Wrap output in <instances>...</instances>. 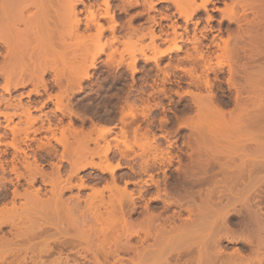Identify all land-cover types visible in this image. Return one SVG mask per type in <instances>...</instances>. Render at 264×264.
I'll return each mask as SVG.
<instances>
[{
    "label": "rangeland",
    "instance_id": "374dc122",
    "mask_svg": "<svg viewBox=\"0 0 264 264\" xmlns=\"http://www.w3.org/2000/svg\"><path fill=\"white\" fill-rule=\"evenodd\" d=\"M93 1H95V0H93ZM148 1L149 0L137 1V3L140 4V6H136L137 3L135 2V0H132L131 4H127L125 2V0H118L117 2L119 5L116 7V8H118V10H114L113 15H114V18L119 25L115 27L114 35L116 37H118L119 40L121 41L124 39L123 37H127L128 34H130L129 32H131V31L133 32L135 29L137 30L139 28L137 30V32H139V33H137V35L139 36L141 33L145 35L144 38H142V40L139 43L141 45H144V46L151 44L150 40H151V37L153 35L157 36L153 40V45H155L157 47V49L161 50V54L158 55L159 56L158 67H156V65H154L151 58H152V56L159 54V52L157 53V50L156 51L153 50V52H152L151 49H149L148 51L145 50V52H144L146 57L149 58L146 62L143 61V59H142V58H144L143 54H141L140 52H138V54H136V57L138 58L136 61L137 71L134 74L130 73V71L125 66L126 63L129 61V58H127L128 54H126V53H124V55H123L124 60L121 64L122 66L116 65V61L118 60L117 55L115 56L117 60L113 64H111L110 62L107 61V54L110 53L111 50H113V49L114 50L117 49V51L119 50L118 52H120L122 50L121 45L114 43L113 48L112 47L107 48V49H105V53H102L99 56H97V58L95 59V63H96L95 66L88 69L89 78L87 80H84V82L81 81V84H80L81 87L78 88L77 90L74 89V92H71L69 94L70 106H73V108L72 107L71 108L73 109V111L75 113H77V116H79V117L68 115V113L66 115H62L60 113V111L56 110V106H54L55 105L54 98H52L51 100L48 99L49 95L53 96L57 92L56 91L57 89L55 87H53V89H52L53 84H52V82H50V81H52V78H53L52 72L51 73L48 72V74L45 75V79L49 82L48 86L50 88L48 87L46 92L45 91L43 92V90L41 88H39L40 89L39 95L34 93V89H33L34 87L32 86L33 83H27V85L25 87H20V88H16V89L12 88V89H10L9 93H5L1 88L3 85V80L0 77V112L1 113H8V114L15 113V116L12 117L11 121H9V122H6L4 115H0V143H1V145H0V160L2 162H7V167L5 166V172L2 173V171L0 169V180H1V182H0V192L1 193L0 194H6L7 193L6 196H8V198L5 199L4 201L3 200L0 201L1 202L0 207L4 203L9 202V200L12 196L11 192L14 190L13 188L17 187V190H19V191H22V189H30V188H26V186L24 184V179L22 180V178H21V180H19V183H18L16 178H15V174L10 172L9 162L11 160H13V158H14L15 163L19 167L20 166L19 162L22 161L23 154L20 152L14 153L12 148H10L9 146L6 147L7 146L6 144L12 140V136L10 134V131L6 126L7 125H8V127H12L13 125H17L19 127L24 126L23 125L24 124V116L21 113L22 112L21 108L15 109L11 105L12 104H15V105L21 104V106L23 105L24 107H26L28 104H30L31 116L36 118V122L33 125L32 129H38V128L42 127V129L39 132H37L35 134L30 133L28 135L27 139H24L25 144L21 145V149L26 151V153L29 156L30 161L33 160L32 157L35 154L34 155L35 158L37 159V161L39 160L38 163H40L43 166L44 171L46 170L49 172L51 171V165L52 164L60 163L59 158H60V154L63 153V149L61 146H59L55 143L54 139H52L50 137L51 136L50 132L48 130H46L48 128V126H51V128H55L57 136H58V129L63 127L64 125H65V127H67L66 125H69L68 124L69 122L73 125V127L77 128L79 126V128H77V129H83L84 131H88V130H90V128H92L93 129L92 133L93 132L94 133L91 134L92 135L91 138H93V139L91 141V144L89 142L88 147L90 149L94 148L92 150H95L96 152H98V151L103 150L107 144L109 145L110 152L108 153V156H107L110 159L109 161L113 165H115L119 162V164L121 166L120 168H118L115 171L116 178L118 180L120 179L118 185L123 186V182L128 181L129 184L127 187V192L132 193L133 198L135 197L134 199L132 198L134 203H135V204H132V206L135 205L134 208L131 206V204L124 205L125 201H123V204L121 202V204L123 205L122 208L124 206L127 208V205L132 208V210H131L132 212H129L124 207L128 212L124 209L125 212L123 211L124 212L123 214H124V217L129 215L128 218L127 217L125 218V220L127 219L126 223H128V221L130 223L132 222L131 225H134V226H132V228L134 231L137 230V233H136V231L134 232L132 229L131 230L133 232L130 231L128 233V231H129L128 229H130L131 226L128 227L126 225L124 227L125 231L123 232L124 229L121 230L123 233H121L120 230L119 231L116 230L117 233L115 235H119V232L122 235H125L124 240H122L123 236L121 237L122 241H125V238L128 241V239L130 238L128 241L129 244H127V246H130L133 244L132 246H130V247H133V246L136 247V248L135 247L132 248L133 251H134V249L138 252L140 250H143V248H144L143 245L146 247L150 245L152 247V248L150 247V249L144 248L143 254L140 257H142L144 254H146L145 257H147L148 251L151 252V250L152 251L155 250L154 251L155 254H156L157 250L158 251L160 250L161 252L159 251V253H157V254H159L161 257V254H163V252L166 251V249H168V246H170L169 247L170 250H171V248L173 249V250H171L172 253L170 252V255L174 254L173 252L176 250L177 244L180 242L179 241L180 237L184 233H192V231H193V234L195 233L196 237H195V235L193 236V234H192V237H195L196 239H198V240H195L196 243L200 240L198 242L199 244L197 243L196 245H194V247H193V244H195L194 243L195 241H193V238H191L193 243L191 242V240L187 241L189 243L191 242V244H192L191 247L196 251L197 250L196 248L199 249L200 246H202L207 241V239H208V241L210 240L209 238H211V233L213 232L212 229H215L216 226L220 222H221L220 224L222 226L226 225L228 223L234 231L239 229L240 228L239 226H241V224H239V223H241V220L243 218L241 211L239 213V210H240L239 206L241 204L230 203V201L228 203V199L225 197L222 200L220 199L221 203H222L221 204L220 200H219L220 195L216 194L215 199L212 200V202H211V203L214 202L213 205L215 203H218V201H219V204H221L220 205L221 207L224 204L225 205L227 203L228 204L222 208L219 206L221 208V209L219 208V211L217 210L218 205L217 206L214 205V207H216V209H212V211H213V213H215L214 214L215 216L207 214L209 216V217L207 216L208 219H206L207 218L206 216L205 217L203 216L205 219H203V217H202L200 219H203V220L201 221L198 219L199 222H197L198 225L199 224L202 225L204 223L209 222L207 224H209L210 229H208L206 231L205 228H208V226H207V224H204L206 226H201L202 227L201 230L206 231V232L202 233V231L198 228L196 223H195L196 226L193 225L195 227H193L191 225L192 227L190 226L189 229H187V228L186 229L184 228V230H183V228L180 229L179 227L182 225V223L185 224V222H187L190 224H192V223L194 224V222H196L197 219H195L196 214L192 219H188V215L186 212L185 213L179 212V209L176 208L177 206L175 204L173 205V203H171L173 201L178 200V198L180 199V201H179L180 204H183L185 201V203H184L185 206H187V205L188 206L190 205L191 207L193 206L192 208H193V210H195V213H196L197 212L196 210H199L198 208L201 207L199 204L201 202L204 204L206 201V199H205V201L203 199V198H206V196H205V194H207L206 192H208L209 190L211 191L214 188L215 193H216L217 187H218V190L223 189L222 187H220V185H222V186H225L226 188L229 187L231 189V191H234V193H232L234 198H235V193H237L239 195L246 196L247 197V198L245 197L246 200L247 199L249 201L251 200V202L248 201L249 204L252 203L253 205L256 204L257 206H259L261 208V211H262L261 213H263V215H264V206H263L264 205V170H263V172L259 173V175H256V173H253L255 175V177H258L261 181H259V183L252 189L247 188V184L251 180V177L253 176V178H254V175H252V174H251L252 176L250 177V179H247L248 178L247 177L248 175H247L243 179V181L242 180L238 181V183L236 184V187H235V183L233 182V180L235 181V178H234L235 177V168H234L235 162L237 161V159H239V158H237V156L238 157L241 156L240 158H242L243 156L247 155V157L249 159L254 158L258 155L257 153H256V156L253 155V153L255 154L254 151H256L254 149L255 145H256V148H257L258 143H259L258 145L261 144L260 147L264 146L263 145L264 139H262V137L264 138V132H263L264 129H259L260 127L256 126L257 124L260 126V124H263V122H264V101L262 102V105L260 106L261 108L258 107L257 105L259 103L256 105V101H257L255 98L256 93H254V91H255L254 81L256 82V85H257V81L261 77L262 78L264 77V70H263L264 69V56L257 55L254 53V51L257 49V46H259L257 42L261 41L260 43H262L264 41L258 39L259 41L258 40L255 41L257 44L255 42L250 44L251 42L248 41L250 44V46H249V45H246V44H248L247 41L243 42L242 40L239 41V39L238 40L236 39V33H238L239 31L241 32V31H243V29L248 28L246 26H249L248 24L252 21V14L247 10L244 15H241V12L238 10L241 16L239 15L238 20L235 18L236 20L234 22L232 21L233 23L230 20H228V18L224 19V17H221V15H222L221 9L224 8V6H225L224 3L231 4V2L233 0H210L211 3L206 5V9H207L206 11H203V9L196 10L195 13H193L195 15L192 14L190 16V19H189V17L179 15L178 12L175 10L171 0H167V1L166 0H159V1L152 0L154 2V4H153L151 9L148 8V6L145 4V2H148ZM96 2H97L96 8L98 9L97 10V19H99L98 22L101 25H103L104 28H106V30L104 32V38L102 39L101 42L104 43V41H105V42L109 43L111 40V37H112V33L108 29V22H107L108 19L100 17V13L103 12L101 9H103L104 7L102 4H100L101 0H96ZM201 2H202L201 0H196L195 4L200 5ZM156 3H158V4H156ZM79 9H81V8H79ZM137 10L140 11L139 14H136V15L134 14L132 16L128 15L130 13H135V11H137ZM118 11L121 12V14H117ZM125 13H128V14H125ZM85 16H86V12H81V14L79 15V17L82 19L83 23L86 22ZM208 16L212 18V19L210 18V21H208ZM261 25H263V24H261ZM260 26H259V28H262V31H263L264 26L263 27L262 26L260 27ZM84 27H85L84 25H81L80 31L82 33H84L85 35L86 34L92 35L95 33V28L93 26H91L90 29H86ZM238 27H240V28H238ZM259 28H258V30L260 33L261 29H259ZM83 30H85V31H83ZM230 34H232V35L235 34V42L237 43V44L235 43V48L237 47L236 49L238 50V52H236L237 54L235 56V58H236L235 60H237L239 62V64H238L239 66H242V65L245 66V70H243V73H242V71L239 72L240 74L235 73V74H237V76L235 75L236 77H234V79H232V80L229 79L228 68L225 66L223 68H217V69L215 68L211 72L208 71L206 68H204V61L206 60V58H211L212 64L211 63L210 64L213 65V67H215L214 65L216 63V56L220 53V51L218 49L219 47L217 46V44L221 46L222 45L221 40L227 39V37ZM172 39H175V41H177V43H175V46L176 47L178 46L181 48L179 52L175 49L170 50L171 52L169 51V48L171 49L172 45L174 44V43H172L173 42ZM194 39H195V41H193ZM243 40H248V39H246V37H245ZM71 41H73V40H70V41L67 40V43L71 44L72 43ZM101 42H99V43H101ZM254 44H256V45H254ZM260 45L263 46L264 43L260 44ZM247 46H249V48ZM172 48H174V46ZM194 48L197 51L198 50L199 51L196 52V50H194ZM239 48H241V49H239ZM57 49L61 50V47H58ZM163 50H165V51L163 52ZM93 51L94 50H92L90 53H95V51L94 52ZM197 53H202V55H203L202 58H200L199 56H196ZM190 54L192 56L187 58L188 56H190ZM194 54L196 57L194 56ZM86 62H87L86 65L89 64L88 60ZM188 71H190V72H188ZM229 80L232 82L233 81L238 82L237 85L240 88L241 87L243 88V86H245V88H246L245 91H243L244 90L243 89L240 93L235 92L236 89H235V87L232 86V84H230L232 82H230ZM207 81L209 82L210 89L212 88V90H210L209 88L206 89L205 85H206ZM79 90H81V91H79ZM246 90H248L249 92H247ZM208 93H209L210 98L213 97L212 101L207 100L208 99V96H207ZM205 98H206V101H205ZM210 98H209V100H210ZM207 103H208V105L212 104L211 105L212 107L205 105ZM129 105H131L132 107H134V109H136L138 111L140 110L139 112L137 111L139 114L142 113V111H144L146 109L144 111L145 114H140L139 116L137 114L138 117L136 118V120L131 119L130 115L127 112ZM213 105H214V107H213ZM148 106H150V107H148ZM18 107H20V106H18ZM140 116H142V117L144 116V117L142 118ZM75 118H77V119H75ZM79 118H80V120L82 119V121L84 123L80 122L78 120ZM243 121L245 123H243ZM256 122H258V123L256 124ZM90 123H92L93 125L92 124L90 125ZM248 123H250V124L247 125ZM251 123H253L254 126ZM80 124H82V125H80ZM243 124H245V126L243 128H245V127L246 128L240 129L242 131L238 130V126L242 127ZM124 125L128 126V127L125 128ZM250 125H251V127L252 126L253 127L247 128V126H250ZM122 127H124L125 129L128 128V130L130 128L129 131H131V132H133L134 131L133 129L136 128L135 130H137L136 131L137 136L145 135L147 131H148L147 133H149V134L152 133L151 135H149V134L145 135L148 140H146L145 138H141L140 140H138L139 142L137 141V143L139 145H142L143 143L145 144V141L148 142L150 140L149 142L156 145L157 148L159 147L158 148L159 151L163 150L162 152L160 151L163 155L166 154L165 156L171 158L170 164L166 160L162 161L160 158V154L159 155L157 154L158 157H156L155 158L156 160H154L153 152L152 151H150V152L143 151L142 146H141L142 147L141 150L138 148L136 149V147H135V149L137 151H133V152H131V154H130V152L129 153L126 152L127 150H125V147L127 149V146L125 145L126 142H124L125 138L122 137L123 134L120 133L121 130L123 129ZM86 128L87 129L89 128V129L87 130ZM102 128L106 133H103V134L101 133L103 131ZM236 128H237V131L235 130ZM255 128H257V129H255ZM98 129H100V130H98ZM106 130H108V131H106ZM254 132H255V134H254ZM256 132H257V134H256ZM119 133H120V135H119ZM142 133H144V134H142ZM116 134H118V135L116 136ZM254 135H255V137H254ZM96 136H97V138H100L99 139L100 141L97 138L95 139ZM115 137H117V138H115ZM47 138H49L51 141L50 142L51 146L48 147V148H51V153L44 152L43 150L38 151V149L36 147L37 144L39 142L45 143ZM250 138H253V140L251 139L252 142L250 141ZM118 139L123 140V141H119ZM246 140H248L247 144H246ZM140 141H142V143ZM242 141L243 142L245 141V143H243ZM257 141H259V142H257ZM94 142L96 144H94ZM197 142L199 143L200 146H201L202 142H205L202 145L203 146L202 149H201V147H199L200 149L197 148L198 150L196 149V147L199 146ZM240 142H242V143H240ZM253 142H255V143L252 144ZM144 144H143V146H144ZM204 144H205V146H204ZM236 145H240L239 147H241V145H243L242 147L245 146L244 147L245 150L248 148L246 146H249V149L251 150V152L253 150V152L248 153L249 151L247 152V150L242 152L244 149L242 147H241V149H237V148H235ZM95 147H99V150H97V148H95ZM101 147H103V148H101ZM203 148L204 149L207 148L206 152L205 151L203 152ZM135 149H133V150H135ZM261 149L262 148H260V150ZM54 150L56 152H54ZM123 150L126 152V154ZM52 151H53V154H52ZM164 151H166V153ZM200 151L203 153H201ZM143 152H144V154H142ZM30 153H32V154H30ZM260 153H261V151H260ZM138 154H139V156H138ZM261 154H264V152ZM123 155H125V156H123ZM263 157H261V159L264 160ZM97 158L98 157L93 158V162L96 164H100V165L104 166V163H106V162H101ZM208 158H209V160H212V159L213 160L217 159V160H215V162L212 160L214 162L213 163V162L209 161ZM143 159L148 161L147 163H148L149 169L147 168L146 172L143 170L141 171V167H140V163ZM206 159L210 163L214 164V166L211 169H209V168L207 169L208 172H210V173H208L207 170L206 171H204L203 169L200 170L201 169L200 166H203L205 164V162L207 161ZM101 160L103 161V158ZM201 160H204V161H201ZM227 161H228V163H227ZM197 162H198V164H197ZM61 163L64 166V167L62 166V171H63V170H65L64 168L66 166V163L63 161ZM221 163L223 164V166L224 165L226 166V164H229V165L231 164L230 167L232 169H225V170H227L228 174L226 172L222 173V171H225V170L221 171V169H220V166L222 165ZM236 163H238V161ZM219 164H221V165L219 166ZM194 165H197V166L194 167ZM198 166H199V168H197ZM224 168H222V169H224ZM19 171L23 172V169L19 167ZM205 172H207V173H205ZM202 173H204V174H202ZM231 174H232V176H231ZM85 175L90 180H92L91 182L89 181L87 183V185H89V187H91L93 185L94 181H96L98 179L99 180L102 179V180H101V184H98L97 186L94 185L95 187H97V189L98 188L100 189V187H102V185H104L105 181L106 182L109 181V175L107 173H101L97 169H91V168L86 169L85 168V169L81 170L79 173V176H85ZM150 176H152V179L150 178ZM195 177H197L196 180H195ZM231 177H232V179L230 180ZM227 178L230 180V182ZM94 179H96V180H94ZM227 180L229 183L227 182ZM8 181H10V182H8ZM120 181H121V183H120ZM154 182L159 183V188H158L159 194L158 195H160V196H158V197L156 196L158 192H157V188H156ZM193 182H194V184H193ZM231 183L232 184L234 183L233 184L234 186L231 185ZM217 184H219V186H217ZM19 186H20V188H19ZM38 186H40L39 182L36 184V187H38ZM237 186H238V188H237ZM239 186H241V187H239ZM2 187H5V189ZM41 187H42L41 193L44 192L46 194L48 192L49 188L47 186H45V187L41 186ZM244 187L247 189H245ZM94 189H96V188H94ZM163 189H165L164 191L166 193L168 192L170 197L165 196ZM235 189L237 190V192ZM238 189L239 190L241 189L240 190L241 192ZM243 189H245V190H243ZM90 192H91L90 188L80 189V192H79V190L77 191V188L76 189L72 188L71 191H64L61 199L63 201L64 200L67 201L65 198L69 199L70 193H71L72 200H70L71 198L69 200L72 201V203H73L74 202L73 200H75L76 197H78V199L80 198V200H79L80 205L78 204L80 206L79 209H81V210L83 209V211H84L85 208H83V206L85 205V207H86V204H89V201H91V199H92L90 196L92 194H90ZM244 192H246V193H244ZM184 193H185V195H184ZM228 194L229 193H225L224 195H228ZM102 196H103L102 198H104L103 200L106 202V203L104 202L105 206L108 209L107 205H109L113 200L111 199L112 200L111 201L110 199H108L109 193H107V191H106V193L104 192ZM172 196L173 197L175 196L174 198H177V199H174ZM190 196H193V197H190ZM197 196L201 197L203 199V201H202V199L198 198ZM73 197H75V198H73ZM93 197H94V195H93ZM106 197H108L107 201L110 200L111 202L107 203ZM155 197H157L158 199H156ZM164 197H167L168 201H170V200H172V201H170L168 203V201L166 200V202H165V200H163ZM86 198L87 199L89 198L88 199L89 201L86 200ZM216 198H218V199H216ZM245 198H243V200H245ZM83 199L85 201H83ZM93 200H96V201H93ZM93 200H92V202H94L96 204L99 202L98 200H100V199L99 198H96V199L93 198ZM196 200L198 203L196 202ZM226 200H227V203H225ZM261 200H263V201H261ZM191 201H192V203H191ZM16 202H19V203H16V205L18 204L17 206H20V204L24 203V200L18 199V200H16ZM114 202L116 203L117 201L114 199ZM129 202L130 201H128V203ZM193 202H195V203H193ZM257 202H258V204H257ZM72 203H71V205H72ZM126 203H127V201H126ZM166 203H168V205ZM116 206L118 207V204H116ZM146 207L148 210L146 209ZM253 207H255V206H253ZM131 208H128V209H131ZM234 208L236 210L239 209L238 212L236 210H234ZM100 209H101L100 210L101 212L104 211L103 208H100ZM232 210H234L235 213H233ZM85 211H86V209H85ZM150 212H152V213H150ZM213 213H211V214H213ZM76 214L73 216L74 220H75L73 225L76 224L79 220L80 223L78 222L77 225L80 224L79 227L83 228L82 230H84V231L87 230L86 232H88V233H89V231H90V233H92V232L94 233L95 230L97 231V230H99L98 229L99 227L100 228L102 227V225L99 226L100 223H97V224H95V226H93L94 225L93 219L89 215L85 214V216H84V215L80 214L78 216V214H79L78 212ZM102 214L105 215L106 211H104V213H102ZM151 214H153V216L156 215L157 217H160V218H158V220L159 219L160 220L158 221L157 217H155V216H154L155 222H153V219L148 220L147 218H149L150 216L152 218ZM236 214H238V217ZM104 215H103V217H104ZM148 215H150V216L148 217ZM174 215H176V218ZM141 216L144 219L146 218L148 220V223H150L149 221L151 220V223H154L153 226L158 225V228L155 226L158 230L155 227H153V228H155L156 231L153 228H152L153 229L152 230L151 227H148V225H150L151 223L148 224L147 222H145L146 219H145V221H143ZM226 216L228 219L225 218ZM172 217L174 218V220ZM76 218H77V221H76ZM183 218H185L186 220L183 221L184 220ZM210 218H212V220H210ZM224 218H225V220H224ZM80 219L83 221H81ZM165 219H167V220H165ZM193 219H195V220H193ZM164 220L166 221V224L163 222ZM175 220H177V221H175ZM190 220H192L194 222H190ZM142 221H143V225L139 224ZM168 221H170L171 226L168 225L169 224ZM203 221H207V222H203ZM66 222L67 221H64L65 224L64 223L62 224L63 227L67 226L66 224H68V223H66ZM83 222H85V223H83ZM144 222H145V224H144ZM156 222L160 223V224L164 223L163 225H164V227L165 226L166 227L162 228V226H163L162 225L161 228L163 230H165V233H166L165 236L166 237L163 236L164 233L162 234V232H160V229H159L160 224H156ZM171 222H173V223H171ZM217 222H219V223H217ZM223 222H224V224H223ZM71 223H72V221H71ZM133 223H137L139 225L133 224ZM81 224L82 225L84 224V227H82ZM91 224L93 226L92 230H91V228H92ZM236 224H237V226H235ZM64 225H66V226H64ZM89 225L91 227H89ZM140 225H141V227H140ZM210 225H213V228ZM71 226H72L71 224H68V227H71ZM96 226H97V229L95 228ZM136 226H137V228H136ZM143 226H145V227H143ZM150 226H152V224ZM173 227L179 228L181 231L179 229H177L179 231H176V228H174L175 229L174 230ZM145 228H147V229L145 230ZM148 228H149V231H147ZM69 229L71 230V228H69ZM139 229H141V230H139ZM142 230L147 231V234H144L145 231H144V233L143 232L141 233ZM172 230L174 231V235H173ZM194 230H195V232H194ZM114 231L115 230H113V232ZM151 231L152 232L154 231L153 232L154 235L158 234L157 231H159L160 235L158 234L159 237H157V238H159L160 240L162 238L163 239L166 238V240L164 239L165 240L164 242H163V240H161L162 242H160L159 239H158V241L157 240L154 241V239H150L153 237L155 238V236H156V235L153 236L151 234ZM171 231H172V233H171ZM52 232L53 231L51 230V233ZM70 232L72 234V233H74V230L70 231ZM131 232L134 233L135 235L131 234ZM148 232H150V234H148ZM88 233H86V234H88ZM90 233H89V235H93ZM169 233H171V234H169ZM121 234L119 236H121ZM130 234L132 235L131 237H129ZM133 235H134V237H133ZM136 235H138V236H136ZM147 235H149V236L151 235L153 237L149 238V237H147ZM167 235H168V237H167ZM113 236H114V233L112 234V237ZM161 236H163V237L161 238ZM177 236H179V237H177ZM141 237H142V239H141ZM145 237L148 238V242L146 241L147 239ZM199 237H200V239H199ZM144 238H145V242H143ZM175 238L178 239V241H176ZM139 239H140V241L142 240L141 242H143L141 247H140ZM149 239H150V241H149ZM203 240H205V241H203ZM127 241H126V243H127ZM201 241H202V244L200 243ZM152 242L153 243L159 242L158 244L161 247H159L158 244L157 245L152 244ZM218 242H219V244L217 245ZM218 242L216 243V245L219 247L215 246L217 248H214V249H216L217 251H218V249L219 250L221 249L220 252H221L222 256L225 257L224 259H222L223 261H221L222 264L223 263L226 264V261H224V260H226L227 258H226V256H224V254L228 255L227 253L232 254V252H234L232 255H228V256H234L236 249L240 250V253L243 255V257H240L241 255H239V256L235 255L236 257L234 256L233 258L239 257L236 259V260H238L237 261L238 263L237 262H235V263L236 264H242V262H243V264H248L251 257H252L251 255L253 254L252 251L256 250L254 247L253 250L251 251L252 248L251 247L249 248L245 244L244 240H240V238H237L236 243H235V236H234V238H232L231 242L230 241L227 242L225 239H222V238H221V240L218 239ZM242 242H244V243H242ZM160 243L163 246L160 245ZM163 243H165V245ZM181 243L182 242H180V244ZM185 243H186V241H185ZM136 245H138V246H136ZM153 245L156 246V248H154ZM172 245H173V247H172ZM244 245H246V246H244ZM182 246H184V245H182ZM195 246H196V248H195ZM137 247H140V248H137ZM180 247L178 246V248H180ZM185 247L186 246L182 247V249H184ZM178 248H177V251H175V253L180 252L182 255V256H180V259L184 262L188 261L187 259H185L186 256L183 255L185 252V249L183 250L184 251L183 252L182 250L178 251ZM66 250L67 249H64L65 252H66ZM132 250H130L126 254L122 253L120 255L122 257V261H123L122 263L123 264L124 263L125 264H129V263L131 264V262H132V264H142V262L139 263L136 260L137 255H134L132 253ZM222 250H223L224 254L222 253ZM64 251H62V253ZM138 252H135V254ZM250 252H252V253L250 254ZM256 252H255L256 256L253 255V256H255L256 259L254 257H252L249 264H251V263L252 264L253 263L261 264L264 261V258H262V257H264V255L262 256V254H264L263 253L264 249L262 248V250L259 251L260 253H258V251H256ZM261 252H262V254H261ZM140 253L141 252H139V255H140ZM180 253L178 255L176 254V256L175 255H173V256H175V258H176L177 256L180 255ZM72 254L69 253L68 255L71 257V256H73ZM245 254L246 255L249 254L250 256H245ZM257 254H258V257L261 258L262 260L257 257ZM64 255H65V253H63V256ZM170 255H169V257H172V255L171 256ZM151 256H156V255L152 254ZM133 257H134V259H133ZM160 257L156 258V259L151 258L152 262H148V264H162L161 261H159ZM244 257L246 259L248 258V261L243 260ZM172 258L175 259L174 257H172ZM187 258H189V256H187ZM253 258L256 260L255 262L253 261L254 260ZM239 259H242L243 261L241 260V262H240ZM172 260H170V261L172 262ZM258 260H261L262 262L261 261L259 262ZM111 262L112 261H110V263ZM244 262H246V263H244ZM194 263H192V264H194ZM217 263L221 264L220 261ZM262 264H264V263H262Z\"/></svg>",
    "mask_w": 264,
    "mask_h": 264
},
{
    "label": "bare ground",
    "instance_id": "6f19581e",
    "mask_svg": "<svg viewBox=\"0 0 264 264\" xmlns=\"http://www.w3.org/2000/svg\"><path fill=\"white\" fill-rule=\"evenodd\" d=\"M101 1H102L101 4L104 6V10H103V12L100 13V16L102 18L108 19L107 20L108 29L112 33V37H111V40L109 43H107L105 41H104V43L101 42L102 39L104 38V32L106 29L103 27V25H101L98 22L99 19H97V11H96L97 2H96V0L95 1H93V0H0V50H1L0 51V59H1L0 60V77L3 80V85L1 87L2 90L5 93H9L10 89H12V88L16 89V88H20V87H25L27 85V83H33L32 86L34 87L33 88L34 93L38 95L39 90H40L39 88H41L43 90V92L47 91V88L49 87L48 86L49 82L45 79V75L48 74V72H50V73L52 72L53 78H52V81H50V82H52V84H53L52 89H53V87H55L57 89L56 90L57 92L53 96L49 95L48 99L51 100L52 98H54V102H55L54 106H56V110L60 111V113L62 115H66L68 113V115L77 116V113H75L72 109L73 106H70L69 94L71 92H74V89L77 90L78 88L81 87V85H80L81 81L84 82V80H87L89 78L88 69L95 66V64H96L95 59L97 58V56H99L102 53H105V49L111 48V47L113 48L114 43L121 45L122 50L120 52H118L119 50L117 51V49H115V50L113 49V50H111L110 53L107 54V61L110 62L111 64H113L117 60L115 57L117 55L118 60L116 61V65L117 66L121 65L123 60H124L123 55H124V53H126L129 56V57L127 56V58H129V61L126 63L125 66L130 71V73L134 74L137 71L136 61L138 58L136 57V54H138V52L143 54L144 58H142V59H143V61L146 62L149 58L146 57L144 52H145V50L148 51L149 49H151L152 52H153V50L154 51L157 50V53L159 52V54L154 55L151 58L154 65H156V67H158V58H159L158 55L161 54V50L157 49V47L155 45H153V40L157 36L153 35L151 37V40H150L151 44L144 46V45H141L139 42L142 40V38H144L145 35L141 33L140 34L141 36L140 35L138 36L137 33H139V32H137V30L135 29L133 32L132 31L129 32L130 34H128L127 37H123L124 39L120 41L119 38L114 35V31H115V27L117 26V22H116L114 16L110 15V8L108 5V0H101ZM195 1L196 0H171V2L173 4L175 10L178 12V14L181 16L189 17V19H190V16L193 13H195L196 10L203 9V11H206L207 10L206 5L211 3L210 0H201L202 1L201 4L196 5ZM147 4H148L147 6L151 9V7L153 5L152 1L150 0ZM224 5H225L224 8L221 9V14H222L221 17H224V19L228 18V20H230L231 22L232 21L234 22L236 19L238 20V17L240 15L239 11L241 12V15H244L247 10L252 14V21L248 24L249 26H246L248 28L243 29V31H241V32L239 31L238 33H236V39L237 40L239 39V41L242 40L243 42L247 41L248 44H246V45H249V46H250V44L257 41L258 39L264 41V30L262 31V28H259V26L261 24H263V25H261L262 27L264 26V0H233L231 2V4L224 3ZM79 8H81V9H79ZM81 12H86V16H85L86 22H84V23L82 22V19L79 17ZM193 15H195V14H193ZM210 18L211 17L208 16V21H210ZM81 25H84L85 26L84 28H86V29H90V27L93 26L95 28V33L92 35L91 34L85 35L84 33H82L80 31ZM238 28H240V27H238ZM258 28L261 29L260 33H259ZM83 31H85V30H83ZM245 37L248 40H243ZM67 40H69V41L73 40V41H71L72 43L70 44V43H67ZM172 41H173L172 43H174L172 45V47L174 46V48H172V47H171V49L169 48V51L172 49H175L179 52L181 48L178 46L177 47L175 46V43H177V41H175V39H172ZM193 41H195V39ZM248 41L251 43L249 44ZM99 42H101V43H99ZM221 42H222L221 46L217 44V46L219 47L218 49H219L220 53L216 56V63L214 65L215 67H213V65H211L212 64L211 58H206V60L204 61V68H206L208 71L211 72L215 68L216 69L217 68H223L225 66L228 68L229 79L232 80V79H234V77L237 76V74H235V73L240 74L239 73L240 71H242V73H243V70H245V66L244 65L239 66L238 65L239 62L237 60H235L236 59L235 56L237 54L236 52H238V50L236 49L237 47L235 48V43H236L235 42V34L234 35L230 34L227 37V39H223V40H221ZM260 42L261 41L257 42L259 46H257V49L254 51V53L257 55L264 56V45L263 46L260 45V44H263L264 42H262V43H260ZM256 44H254V45H256ZM249 46H247V47L249 48ZM58 47H61V50L57 49ZM239 49H241V48H239ZM92 50H94L95 53H90ZM194 50H196V49L194 48ZM164 51L165 50H163V52ZM198 51L196 50V52H198ZM191 56L192 55L190 54V56H188L187 58H189ZM194 56H195V54H194ZM196 56H199L200 58H202L203 55H202V53H197ZM87 60H88L89 64L86 65ZM188 72H190V71H188ZM230 82H232V81H230ZM237 83L238 82H236V81H233L232 83H230V84H232L233 87H235V89H236L235 92L240 93L243 89H244L243 91H245V89H246L245 86H243V88L242 87L240 88V87H238ZM254 83H255L254 93H256L255 98L257 100L256 105L259 103L257 106L260 107L262 105V102L264 101V77L263 78L261 77L257 81V85H256L255 81H254ZM205 87H206V89L207 88L210 89V84L208 81L206 82ZM210 90H212V88ZM79 91H81V90H79ZM246 91L249 92L248 90H246ZM209 93L207 94V96H208L207 100L212 101L213 97L210 98ZM206 98H205V101H206ZM209 98H210V100H209ZM208 103L205 105H207V106L212 105V104L208 105ZM11 106L15 109L21 108V110H22L21 113L24 116V124H23L24 126L23 127H19L17 125H13L12 127H8V125L6 126L9 129L10 134L12 136V140L6 144L7 145L6 147L9 146L10 148H12L14 153L20 152L23 154L22 161L19 162V165H20L19 167L23 169V172L19 171V167L15 163L14 158H13V160H11L9 162L10 172L15 174V178H16L18 183H19V180H21V178H22V180L24 179V184H25L26 188H30V189H22V191H19V190H17V187L13 188L14 190L11 192L12 196H11L9 202L4 203L0 207V264H85V263L86 264H123L122 263L123 262L122 257L120 255L122 253L123 254L128 253L130 250H132V248L135 247V246L130 247L133 244L130 246H127V244H129L128 241L130 238L128 239V241L126 238H125V241H122V240H124V236H125V235L121 234L125 231L124 227L126 225L128 227L131 226L130 229H128L129 230L128 233H129L130 231L133 230L132 226H134V225H131L132 222L130 223L128 221V223H126L127 219L125 220V218L126 217L128 218L129 215L124 217L123 213L125 212L126 209L129 212H132L131 211L132 208L128 205L131 204V206H132V204H135L133 201V199L135 197L133 198L132 193L127 192V187L129 184L128 181L123 182V186L118 185L120 179L118 180L116 178L115 171L118 168H120L121 166H120L119 162L117 164L113 165L109 161L110 159L107 157L108 153L110 152L109 145L107 144L103 150L100 149L101 151H98V152H96L95 150H92L94 148L90 149L88 147V144H89V142L91 144V141L93 139V138H91V136H92L91 134L94 133V132L92 133V131H93L92 128H90V130H88L89 128L88 129L86 128L88 131H84L83 129H77V128H79V126L77 128L73 127V125L69 122L68 123L69 125H66L67 127H65V125H64L63 127L59 128L58 136H57L55 128H51V126H48V128L46 130H48L50 132V134H51L50 137L52 139H54L55 143L62 147L63 153L60 154V158H59L60 163H55L52 165L50 164L51 165V171L49 172V171L45 170L46 171L45 172L43 169V166L40 163H38L39 160L37 161V159L35 158V156H34L35 154L32 157L33 160L30 161L29 156L26 153V151L21 149V145L25 144L24 139H27V137L30 133L35 134V133L39 132L40 129H42V128L31 130L33 125L36 122V118L31 116L30 105L24 107L23 105L21 106V104H19V105L12 104ZM18 106H20V107H18ZM148 107H150V106H148ZM213 107H214V105H213ZM137 111L138 110L134 109V107H132L131 105L128 106L127 112L130 115L131 119L136 120V118L140 114H145L144 111H142V113H140V114L138 113L140 110L138 112ZM137 114H138V116H137ZM0 115H4L6 122H9V121H11L12 117L15 116V113L8 114V113H1L0 112ZM77 117H79V116H77ZM140 117H142V116H140ZM80 118L78 120L80 122H83L82 119L80 120ZM75 119H77V118H75ZM243 123H245V122L243 121ZM257 123L258 122H256V124ZM91 124L92 123H90V125ZM249 124L250 123H248L247 125H249ZM251 124H253V123H251ZM80 125H82V124H80ZM244 126H245V124H243L242 127L238 126V130L245 129L246 127L243 128ZM253 126H254V124H253ZM256 126L260 127L259 129H264V122H263V124H260V126L258 124ZM126 127H128V126H125V128ZM248 127H251V125L247 126V128ZM122 128H121L122 130L120 133H122L123 136L122 135L121 136L125 138L124 142H126V144L125 143L124 144L127 146V149L125 146L124 147H125V150H127L126 152H128V153L130 152V154H131V152L137 151L136 150L137 148L141 150V148L143 147V149H142L143 151H145V152L146 151H148V152L152 151L153 152L154 160H156L155 158L158 157L157 154L158 155L160 154L161 160L162 161L166 160L170 164L171 158L165 156L166 154L163 155L161 153L163 150L162 151L160 150L161 151L160 152L158 149L159 147L157 148L156 145L149 142L150 140L148 142L145 141V144L143 143L144 146H143V144L139 145L137 143V141L140 140L141 138H145L146 140H148L147 137L145 136V135L149 134V133H147L148 131L147 132L145 131L146 132L145 135L137 136V132H136L137 130H135L136 128L133 129L134 130L133 132L129 131L130 128H129V130H128V128L127 129H125L124 127H122ZM255 129H257V128H255ZM98 130H100V129H98ZM102 130H103V128H102ZM235 130L237 131V128ZM106 131H108V130H106ZM240 131H242V130H240ZM101 133L103 134L106 132L103 130ZM120 133H119V135H120ZM142 134H144V133H142ZM151 134H149V135H151ZM254 134H255V132H254ZM256 134H257V132H256ZM117 135L118 134H116V136ZM254 137H255V135H254ZM49 138H47L45 143L39 142L37 144L36 147H37L38 151L43 150L44 152L51 153V148H48L49 146H51L50 145L51 141ZM96 138H97V136L95 137V139ZM115 138H117V137H115ZM253 138H250V141H251V139L253 140ZM97 139L99 140L100 138H97ZM262 139H264V138L262 137ZM119 141H123V140H119ZM247 141L248 140H246V144H247ZM140 142L142 143V141H140ZM242 142H240V143H242ZM255 142H253L252 144H254ZM257 142H259V141H257ZM203 143H205V142H202L201 146L198 143L199 146L196 147V149L199 147H201V149H202ZM243 143H245V141ZM94 144H96V143L94 142ZM258 144H257V148H256V145L254 147V149L256 151H254L255 154L253 153V155L256 156V153H257L259 156L257 155L256 157L251 158V159H249L247 157V155L243 156L242 158H240L241 156L240 157L237 156V158H239V159L236 158L238 163H236L237 161L235 162V167H234L235 168V177H234L235 181L233 180V182L235 183V187H236V184L238 183V181H240V180L243 181V179L247 175H248L247 179H250V177L252 175H254L253 173H256V175H259V173L263 172L264 160L261 159V157H263L264 154H261V153L264 152V150H263L264 146L260 147L261 144L260 145H258ZM0 145H1V143H0ZM243 145H241V147ZM204 146H205V144H204ZM239 146L240 145H236L235 148L241 149V147H239ZM135 147H136V149H135ZM244 147H242V148L244 149ZM246 147H248L246 149L247 152L249 151L248 153L253 152V150L251 152V150L249 149V146H246ZM95 148H97V150H99V147H95ZM101 148H103V147H101ZM260 148H262V149L260 150ZM133 149H135V150H133ZM206 150H207V148L206 149L203 148V152L204 151L206 152ZM246 150L244 149L242 152H244ZM260 151H261V153H260ZM54 152H56V151L54 150ZM126 152H125V154H126ZM164 152L166 153V151H164ZM203 152H201V153H203ZM30 154H32V153H30ZM52 154H53V151H52ZM139 154H138V156H139ZM142 154H144V152ZM123 156H125V155H123ZM96 157H98L97 159L99 161L106 162V163H104V166H102L100 164H96L93 162V158H96ZM102 158H103V161L101 160ZM208 160H209V158H208ZM212 160H209V161L215 162V160H217V159H214L213 161ZM62 161L66 163V166L64 168L65 170H63V171H62L63 165L61 163ZM201 161H204V160H201ZM207 161L205 162V164L203 163L204 165L202 164L203 166H200L201 167L200 170L203 169L204 171H206L208 168L211 169L214 166V164L210 163L209 161L207 162ZM147 162L148 161H146L144 159L141 161V163H140L141 171L143 170L146 172V170L148 168ZM198 162H197V164H198ZM0 163H1L0 169H1L2 173H4L5 172V166L7 167V162L1 161ZM227 163H228V161H227ZM221 164H219V166ZM196 166L197 165H194V167H196ZM222 166H223V164L220 166L221 171L225 170V169H232L230 167L231 164L230 165L226 164V166L224 165L223 167ZM85 168L86 169L87 168L97 169L101 173H107L109 175V181H107V182L105 181L104 185H102V187H100V189L99 188L97 189V187H95L94 185L97 186L98 184H101L102 179L101 180L94 179L96 181L93 180L94 181L93 185L91 187H89V185H87V183L89 181L91 182L92 180H90L86 175L85 176H79L80 171L85 169ZM197 168H199V166ZM222 168H224V169H222ZM207 172H208V170H207ZM207 172H205V173H207ZM225 172L227 173V170L222 171V173H225ZM208 173H210V172H208ZM202 174H204V173H202ZM231 176H232V174H231ZM150 178L152 179V176H150ZM196 178L197 177H195V180H196ZM252 178H253V176L251 177V180L248 182V184L246 183L247 188L252 189L259 183V181H261L258 177H255V175H254V178L253 179ZM231 179H232V177L230 178V180ZM228 180H227V182H228ZM230 180H229V182H230ZM0 182H1V180H0ZM8 182H10V181H8ZM38 182H39L40 186L36 187V184ZM120 183H121V181H120ZM154 184L157 188L158 193L156 196L158 197V196H160V195H158L159 194V191H158L159 183L154 182ZM193 184H194V182H193ZM233 184L231 183V185H233ZM41 186H44V187L47 186L49 188L48 192L46 191L48 194L47 193L45 194L44 192H43L44 194L41 193V188H42ZM217 186H219V184H217ZM220 187H222L223 189L218 190V187H217L216 193H215L214 188L211 191L209 190L208 192H206L207 193V194H205L206 198H203L204 201H205V199H206V201L204 204L202 202H201L202 204L201 203L199 204L201 207L198 208L199 210H196L197 211L196 213H195V210H193V208H192L193 206L192 207L190 205L185 206V204H184L185 201L183 204H180L179 198H178V200L171 202V203H173V205L175 204L177 206L176 208L179 209V212H184V213L186 212L188 215V219H192L196 214V216H195L196 217L195 219H197L196 222L190 220V222H194V224L193 223L190 224V223L185 222V224L182 223V225H181L182 227L180 226L179 228L180 229L183 228V230H184V228L189 229V227L191 225L193 226L196 223L198 228L201 230V228H202L201 226H206L204 224H207L209 222L203 221V222H207V223H204L202 225L201 224L198 225L197 222H199V220L202 221L203 219H205L204 217L205 216L207 217L209 214L214 215L215 213H213V211H212V209H216V207H214V205L215 206L218 205L217 210L219 211V208L221 207L220 205L222 204L221 200L224 199V197H225L228 199V203L230 201V203L241 204L239 206L240 210L239 209L238 210H239V213L241 211L243 218L241 220V223H239V224H241V226H239L240 227L239 229L234 231L227 222L226 223L228 225L226 224V225L222 226L220 224L221 223L220 222L221 220H220L219 221L220 223L217 222L219 224L217 226L215 225L216 228L214 227L215 229H212L213 232L211 233V238H209L210 240L208 241V239H207V241L202 246H200L199 249L196 248V246H195V248L197 249L196 251L191 247L192 246L191 242L193 243V241L198 240L195 238L196 237L195 233L193 234V231H192V233H184L180 237V240H179L183 244L182 243L180 244V242H179L178 243L179 245L177 244V248H178V246L179 247L181 246L180 248H178V251L179 250L183 251L185 249V252L183 251L184 252L183 255H185L186 256L185 259L188 260V261L185 260L186 262H184L180 259V256H182L180 252L175 253V251H177V248H176V250L174 249L175 251L173 252L174 253L173 255L176 256V254L178 255L179 253H180V255L175 258V256H173L171 254L172 257H174L175 259H173L172 257H169L171 250H173L172 248H171V250L169 249L170 246H168L169 250L165 248L166 251H164L163 254H161V257L159 254H157V253H159L160 250L159 251L157 250L158 252L156 251V254L154 252L155 250H153V251L151 250V252L148 251V254L149 253L150 254L149 255L147 254V257H145L146 254H144L142 257H140L143 254L144 248L150 249V247H151L150 245L147 247L143 245V247H144L143 250L139 251V252H141L140 255H139V252L136 251L135 249H134V251L132 250V253L134 255H137V258L134 256L136 258V260L139 263L142 262V264H145L147 262L146 264H148V262H152L151 258L156 259V258L160 257L161 260L159 259V261H161L162 264H184V263L185 264H192L194 262L196 264H218L217 262L220 261V263H221V261H223L222 259L225 258L222 256V254L220 252L221 249L220 250L218 249V251L216 249H214V248L219 247V246H217L219 244L218 239L221 240V238H222V239H225L227 242H229V241L231 242L232 238H234V236H235V243H236V239L240 238V240H244L245 244L249 248L250 247L252 248L251 251L255 247L256 250H253L252 251L253 254L251 255L252 257L255 258L256 253H257L256 251H258V253H260L259 251L262 250V248L264 249V215H263V213H261L262 212L261 208L259 206H257L256 204L255 205H253L252 203H251L252 205L249 204V202H251V200L250 201L248 199L246 200L247 197L244 195H239V194L235 193V198H234V196L232 195V193H234V191H231V189L229 187L226 188L225 186H222V185H220ZM239 187H241V186H239ZM2 188L5 189V187H2ZM19 188H20V186H19ZM72 188H75V189L77 188V191L79 190V192H80V189L90 188V190L92 192V193L90 192V194H92V195H90V194L89 195L91 196L92 199H91V201H89L88 200L89 198L88 199L86 198V200L89 201V204H86L87 202L85 203L86 207H85V205L83 206V208H85L86 211H85V209H84V211H83V209L82 210L79 209L80 208V206H79L80 205L79 204L80 198L78 199V197H76V198L73 197V198H75V200H73L74 202L72 203V201H70V200H72L71 193H70V197H69V199L71 198L70 200L65 198L67 201H65V200L63 201L61 199L64 191H71ZM94 188H96V189H94ZM237 188H238V186H237ZM247 188H245V189H247ZM245 189H243V190H245ZM164 190L165 189H163V191ZM106 191H107V193H109V196H108L109 198L106 197V201H107V198L110 200L111 199L113 200V201L111 200L112 202L110 200L107 201V203L111 202L109 205L106 204L108 206V209L105 206L106 202L103 200L104 198H102L103 193L104 192L106 193ZM236 192H237V190H236ZM246 192H244V193H246ZM164 193H165V196H169L168 192L166 193L164 191ZM225 193H229L228 194L229 196L224 195ZM6 194H0V201L1 200L4 201L5 199L8 198V196H6ZM216 194L220 195L219 200L221 199L220 200L221 204H219V201H218V203H215L213 205L214 202L213 203H211V202H212V200L215 199ZM93 195H94V197H93ZM184 195H185V193H184ZM193 196H190V197H193ZM157 197H155V198L158 199ZM93 198L94 199L99 198L100 200H98L99 202L95 204L94 202H92ZM113 198L117 201L116 203L114 202ZM198 198L202 199L201 197H198ZM243 198H245L246 201L243 200ZM18 199L24 200V203L20 204V206H17L18 204L16 205V203H19V202H16V200H18ZM84 199H83V201H85ZM174 199H177V198H174ZM203 199H202V201H203ZM216 199H218V198H216ZM163 200H165V202H166L167 197H164ZM93 201H96V200H93ZM123 201H125L124 205L128 204L127 208L124 206L126 209L124 207L122 208ZM126 201H127V203H126ZM128 201H130L131 203L130 202L128 203ZM170 201H172V200H170ZM170 201H168V203ZM261 201H263V200H261ZM121 202H122V204H121ZM196 202H197V200H196ZM71 203H72V205H71ZM168 203H166V204L168 205ZM191 203H192V201H191ZM193 203H195V202H193ZM225 203H227V200ZM116 204H118V207L116 206ZM257 204H258V202H257ZM226 205L224 204V205H222V207H225ZM134 206H132V207L134 208ZM253 206H255V207H253ZM100 208H103V210L106 211L105 215L102 214V213H104V211L101 212ZM128 208H131V209H128ZM146 209H147V207H146ZM234 210H236V209L234 208ZM234 210H232L233 213H235ZM238 210H236V211L238 212ZM77 212L79 213L78 216L80 214H82L84 216H85V214H87L90 217H92L93 223H94L93 226H95V224H97V223H100V225L99 224L98 225L99 226L102 225V227L100 228L98 226L99 230L96 231L94 229L95 230L94 233L93 232L90 233V231H89L90 234H93V235H89V233L86 232L87 230L84 231V230H82L83 228L79 227L80 224L77 225L79 220L76 224H74L75 226L73 225V223L75 222L73 216ZM150 213H152V212H150ZM211 213H213V214H211ZM103 215H104V217H103ZM151 215H152V218L150 215H148V217L149 216L150 217L147 219L148 220L153 219V222H155L154 216L155 217H157V216L156 215L153 216V214H151ZM236 215L238 217V214H236ZM142 216H141V218H142ZM174 216L176 218V215H174ZM202 217H203V219H200ZM208 217L206 219H208ZM158 218H160V217H157V220H158ZM225 218H227V216ZM225 218H224V220H225ZM145 219L142 218L143 221H145ZM147 219L145 222L148 223ZM183 219H184L183 221L186 220L185 218H183ZM195 219H193V220H195ZM165 220H167V219H165ZM165 220L163 222L166 224ZM173 220H174V218H173ZM177 220H175V221H177ZM210 220H212V218H210ZM64 221H67L66 223L71 224L72 226L68 227V224H66L67 226L64 225L66 227H63L62 224L64 223ZM71 221H72V223H71ZM76 221H77V218H76ZM81 221H83V220H81ZM143 221L140 223L138 222V223L143 225ZM170 221H168L169 222L168 225L171 226ZM145 222H144V224H145ZM149 222L151 223V220ZM83 223H85V222H83ZM150 223H148V224H150ZM164 223L160 224V223L156 222V224H160L159 229H160V232H162V234L164 233L163 236L166 235L165 230L162 229L164 227V225H163ZM171 223H173V222H171ZM92 224H91V226H92ZM133 224H137V223H133ZM139 224H137V225H139ZM151 224H152V226H150ZM151 224L148 225V227H151V229L156 226V225L153 226L154 223H151ZM223 224H224V222H223ZM81 226L84 227V224L83 225L81 224ZM91 226L89 225V227H91ZM93 226H92L91 230L93 229ZM161 226H162V228H161ZM195 226H193V227H195ZM207 226H208V228H205L206 231L208 229H210L209 224H207ZM210 226H212V228H213V225H210ZM235 226H237V224ZM140 227H141V225H140ZM143 227H145V226H143ZM156 227L158 228V225ZM69 228H71V230ZM95 228L97 229V226ZM136 228H137V226H136ZM155 228H153V229L155 230ZM174 228H176V227H173V229ZM179 228H176V231H179L180 230ZM122 229H124L123 232L121 231ZM141 229H139V230H141ZM146 229L147 228H145V230ZM177 229H179V230H177ZM51 230L53 231L52 233H51ZM73 230H74V233L71 234L70 231H73ZM113 230H115V231L113 232ZM116 230H118V231L120 230L121 233L119 232V235L121 234V236L115 235L117 233ZM145 230H142L141 233L142 232L144 233ZM135 231L137 233V230H135ZM147 231H149V228ZM147 231H145L144 234H147ZM172 231H171V233H172ZM201 231H202V233L206 232L203 230H201ZM85 232L88 234H86ZM132 232H131V234H134ZM153 232L151 231V234L153 236L156 235L155 238L151 235L150 236L147 235V237H149V238L153 237L150 239H154V241H156V240L158 241L159 238H157V237H159V235H160L159 231H157L159 235L158 234L154 235ZM194 232H195V230H194ZM113 233H114V236L112 237ZM171 233H169V234H171ZM131 234L129 237L132 236ZM148 234H150V232H148ZM192 234H193V236L195 235V237H192ZM134 235H133V237H134ZM173 235H174V231H173ZM122 236H123V239L121 238ZM136 236H138V235H136ZM163 236H161V238ZM167 237H168V235H167ZM177 237H179V236H177ZM145 238H144L143 242H145ZM176 238H175V240L178 241V239H176ZM191 238H193V241ZM141 239H142V237H141ZM146 239H147L146 241L148 242V238H146ZM150 239H149V241H150ZM164 239L166 240V238H164ZM164 239L162 238L161 240H163V242H164L165 241ZM199 239H200V237H199ZM161 240L159 239L160 242H162ZM189 240H191L190 243L187 242ZM126 241H127V243H126ZM139 241H140V239H139ZM141 241H140V247L142 246V243H143ZM185 241L187 244L185 243ZM203 241H205V240H203ZM153 242H152V244H154V245L155 244L157 245L159 243V242L158 243L157 242L153 243ZM244 242H242V243H244ZM194 243L195 244H193V247H194V245L197 244L196 241ZM200 243L202 244V241ZM216 243H217V245H216ZM163 244L165 245V243H163ZM154 245H153V247L156 248V246H154ZM160 245H162V244L160 243ZM173 245H172V247H173ZM182 245H184L186 247L184 249H182V247H184ZM246 245H244V246H246ZM136 246H138V245H136ZM158 246H159V244H158ZM215 246H217V247H215ZM140 247H137V248H140ZM159 247H161V246H159ZM64 249H67L66 252L64 251ZM62 251H64L63 253H65L64 256H63ZM135 252H138V253L135 254ZM252 252H250V254ZM69 253H71V254L73 253L72 254L73 256L70 257L68 255ZM151 253L156 255L157 257L151 256L152 255ZM222 253L224 254L223 250H222ZM233 253L234 252H232V254ZM227 254L232 255L230 253H227ZM261 254H262V252H261ZM228 255L224 254V256H226V258H227L226 260H224V261H226V264H234L235 262H237L238 260H236V259L239 257L233 258L235 255H238V256L241 255L240 257H243V255L240 253V250H237V249L235 250L234 256H228ZM253 255H255V256H253ZM263 255L264 254H262V256ZM187 256H189V258H187ZM245 256H250V255L245 254ZM134 257H133V259H134ZM252 257H251V259H252ZM257 257H258V254H257ZM262 258H264V257H262ZM251 259H250V261H251ZM255 259L253 260L254 262L256 261ZM259 259H261V258H259ZM170 260H172V262ZM241 260L242 259H239L240 262H241ZM243 260L248 261V258L246 259L244 257ZM261 260H258V261L260 262ZM110 261H112V262L110 263ZM250 261H249V263H250ZM244 263H246V262H244ZM262 263H264V261ZM131 264H132V262H131ZM223 264H225V263H223ZM242 264H243V262H242ZM253 264H256V263H253Z\"/></svg>",
    "mask_w": 264,
    "mask_h": 264
},
{
    "label": "flooded vegetation",
    "instance_id": "af4514ba",
    "mask_svg": "<svg viewBox=\"0 0 264 264\" xmlns=\"http://www.w3.org/2000/svg\"><path fill=\"white\" fill-rule=\"evenodd\" d=\"M117 1H118V0H108V5H109V8H110V15H113V11H114V10H118V8H116V7L119 5ZM131 1H132V0H125V2H126L127 4H131ZM137 1H143V0H137ZM137 1L135 0L136 3H137ZM149 1H150V0H149ZM149 1H148V2H149ZM151 1H152V0H151ZM156 1H159V0H156ZM148 2H145V4L148 5V4H147ZM101 3H102V1L100 2V4H101ZM152 3L154 4L153 1H152ZM137 4H138V3H137ZM137 4H136V6H140V4H138V5H137ZM156 4H158V3H156ZM152 6H153V5H152ZM96 7H97V6H96ZM103 7H104V6H103ZM148 8H149V7H148ZM151 8H152V7H151ZM97 10H98V9L96 8V11H97ZM101 10L103 11L104 8L101 9ZM139 12H140V11L137 10V11H135V13H130V14L125 13V14H128L129 16H132V15H134V14H135V15H136V14H139ZM117 14H121V12L118 11ZM113 16H114V15H113ZM100 17H101V16H100ZM116 22H117V21H116ZM118 25H119V24L117 23V26H118ZM105 29H106V28H105ZM138 29H139V28H138ZM138 29H137V30H138ZM38 95H39V94H38ZM28 105H30V104H28ZM28 105H27V106H28ZM40 128H42V127H40ZM31 130H33V129H31ZM40 130H41V129H40ZM58 130H59V129H58Z\"/></svg>",
    "mask_w": 264,
    "mask_h": 264
}]
</instances>
